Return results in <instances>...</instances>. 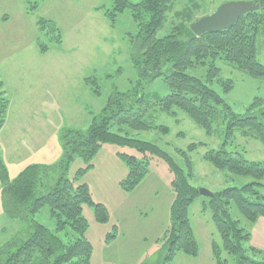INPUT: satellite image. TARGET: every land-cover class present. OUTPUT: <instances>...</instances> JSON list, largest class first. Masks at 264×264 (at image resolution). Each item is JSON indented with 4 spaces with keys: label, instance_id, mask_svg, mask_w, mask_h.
Wrapping results in <instances>:
<instances>
[{
    "label": "rangeland",
    "instance_id": "obj_1",
    "mask_svg": "<svg viewBox=\"0 0 264 264\" xmlns=\"http://www.w3.org/2000/svg\"><path fill=\"white\" fill-rule=\"evenodd\" d=\"M28 1L0 0V80L9 100L5 123L0 129V154L10 181L27 165L49 167L44 178L47 189L59 176L73 179L84 166L80 158H75L67 170L57 168L63 155L64 130L85 131L114 91L137 93L150 103L165 96L168 88L161 77L150 79L140 75L132 63L131 39L137 27L127 9L117 14L114 27L110 26L103 11L113 7V0H32L38 3L32 13L25 10ZM259 1L173 0L156 36L161 38L175 28L190 27L198 16L214 12L223 3ZM39 17L51 20L59 28L61 42L55 39L56 30L48 27L45 33L39 31L36 25ZM37 40L47 45L45 53L39 52ZM257 59L264 65V30L257 36ZM216 65L221 78L233 81V88L224 93L217 83L211 87L238 114L244 113L255 97L262 99L263 103L253 113L264 124V77L252 78L222 60H217ZM205 70L206 66H197L186 72L202 78ZM174 111L175 116L156 108L149 111L155 124L169 128L168 134L149 129L130 131V136L158 145L183 168L184 159L177 149L185 151L194 174L190 183L197 188L213 193L254 181L252 177L214 168L203 155L223 145L226 151L240 152L247 160L260 161L264 160V146L260 141L243 136L241 130L234 131L230 138H226L224 129L208 135L182 111L177 108ZM191 143L200 145L187 151ZM117 152L141 156L128 146L104 144L93 158L92 167L75 182L86 183L92 200L102 203L108 212V221L99 223L91 206L82 208L88 222L85 237L92 246L90 264H159L166 230L171 225L172 174L163 160L154 157L141 183L133 191L125 192L119 187V181L127 170L117 158ZM260 182L263 185L259 190L264 195V178ZM45 192L44 189L36 195ZM209 198L201 195L189 207L198 255L178 252L172 264H215L211 242L220 244V236L208 208ZM229 211L233 218L240 220L242 227H247L232 204ZM32 220L50 230L54 228L48 205L26 221L7 217L0 200V250L8 244L14 250L25 240ZM113 232L115 237H110ZM58 235L66 241L64 232ZM222 257L226 264H236L234 255L222 252ZM35 261H38L37 254Z\"/></svg>",
    "mask_w": 264,
    "mask_h": 264
},
{
    "label": "trees",
    "instance_id": "obj_2",
    "mask_svg": "<svg viewBox=\"0 0 264 264\" xmlns=\"http://www.w3.org/2000/svg\"><path fill=\"white\" fill-rule=\"evenodd\" d=\"M172 1L140 0L131 3L128 0H113V7L103 11L106 21L114 27L117 14L129 10L137 27L136 35L131 39V61L140 75H147L150 79L161 77L168 93L148 103L137 93L114 91L85 131L64 130L63 155L56 165L62 171L67 170L75 158H80L84 166L77 170L73 179L59 176L56 183L46 189L44 178L48 176L49 167L30 164L10 181L8 168L0 154L3 213L12 219L28 221L29 216L48 205L54 218L53 230L36 221L29 222L30 230L25 240L14 250L10 244L0 250V264H90L92 246L85 237L88 222L82 208L84 205L91 206L99 223L108 221V212L102 203L92 200L86 183L75 182L79 175L92 167L93 158L104 144L128 146L141 154L137 157L126 152L116 153L127 170L125 177L119 181V187L125 192L133 191L141 183L154 157L163 160L172 174L171 225L166 230L164 253L159 264H172L178 252L193 257L198 255L189 207L201 195L198 188L190 183L194 175L190 158L185 151L177 149L184 159L185 166L180 167L158 145L133 138L130 131L157 129L162 134H168L169 128L155 124L149 111L156 108L161 113L175 116L174 108H177L208 135L224 129L226 138H230L234 131L241 130L243 136L257 139L264 146V124L253 113L263 100L255 97L245 112L238 114L211 87L217 83L224 93L233 88L231 79L221 78L217 60L252 78L264 77V65L257 59V36L264 30V7L241 15L230 28L221 31L196 36L187 26L183 30L175 28L170 34L158 38L156 32ZM27 4L26 12L32 13L38 3L29 0ZM36 25L40 32L45 33L48 27L56 30L55 39L61 42L59 28L51 20L39 17ZM36 44L40 53L47 51L44 42L37 40ZM197 66H206L202 78L186 72ZM2 88L0 80V129L9 107ZM198 145L189 144L187 151L196 149ZM203 159L218 170L254 179L240 187H226L213 192L209 198L208 208L220 236V244L211 242L215 264H226L222 252L234 255L236 264H264V253L249 244V227L259 217H264V195L259 190L263 185L260 180L264 178V160H247L240 152L226 151L223 145L206 151ZM44 189L45 193L36 195ZM231 204L247 222L246 228L240 225L239 219L232 217L229 211ZM60 232L65 233L66 241L58 235ZM110 235L115 237L116 232ZM36 254L38 261L34 262Z\"/></svg>",
    "mask_w": 264,
    "mask_h": 264
},
{
    "label": "water",
    "instance_id": "obj_3",
    "mask_svg": "<svg viewBox=\"0 0 264 264\" xmlns=\"http://www.w3.org/2000/svg\"><path fill=\"white\" fill-rule=\"evenodd\" d=\"M264 7V0L259 2H227L219 5L211 14L205 15L190 24V30L199 36L204 32H217L230 28L241 15ZM200 195L212 197L213 193L198 188Z\"/></svg>",
    "mask_w": 264,
    "mask_h": 264
},
{
    "label": "crops",
    "instance_id": "obj_4",
    "mask_svg": "<svg viewBox=\"0 0 264 264\" xmlns=\"http://www.w3.org/2000/svg\"><path fill=\"white\" fill-rule=\"evenodd\" d=\"M201 16V15H200ZM198 16L197 18H199ZM250 245L264 253V217H259L256 222L249 227Z\"/></svg>",
    "mask_w": 264,
    "mask_h": 264
}]
</instances>
